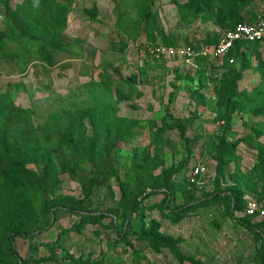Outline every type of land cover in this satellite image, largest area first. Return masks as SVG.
<instances>
[{
	"label": "rangeland",
	"instance_id": "1",
	"mask_svg": "<svg viewBox=\"0 0 264 264\" xmlns=\"http://www.w3.org/2000/svg\"><path fill=\"white\" fill-rule=\"evenodd\" d=\"M47 8L67 12L65 30L48 28ZM261 9L264 0H0V30L14 36L12 47L0 51V253L10 258V211L24 216L36 235L47 221L49 229L55 226L56 234L41 237L52 240L47 244L16 238L26 264L60 256L79 264L89 261L96 238L71 208L104 213L102 226L114 229L134 206L130 227L114 229L125 240L170 218L163 201L168 189L176 194L174 205L212 198L181 220L170 218L177 226L199 217L218 228L242 216L248 200L264 201V48L247 49L229 66L200 57L156 61L142 47L151 41L199 50L236 24L234 14L247 19ZM22 33L35 42L26 40L30 48L18 53ZM233 69L240 76L238 108L228 126ZM20 157L32 184L6 165ZM198 164L207 173L193 177ZM227 228V238L239 236L223 246V260L231 262L248 250L243 244L250 234ZM251 236L253 261L264 264L263 238Z\"/></svg>",
	"mask_w": 264,
	"mask_h": 264
},
{
	"label": "crops",
	"instance_id": "2",
	"mask_svg": "<svg viewBox=\"0 0 264 264\" xmlns=\"http://www.w3.org/2000/svg\"><path fill=\"white\" fill-rule=\"evenodd\" d=\"M155 210L159 213V216H162L158 208ZM245 215V212L242 216L238 214L234 215L231 221L224 224L222 223V225L220 223L218 228L213 227L209 221H207V223L204 222V220L201 221L199 217H197L199 220L196 219V221L192 222L186 221L180 223L178 226L176 223H173L170 218L161 217L157 219L160 221L161 227L159 232L162 236L169 237L172 240L180 239L181 243L175 246V250L168 245H157L154 247L153 244L144 239V237L139 236H135V238L128 236L123 240L122 237L117 235V232L116 234L114 233L115 230L113 228H105L104 226L90 223L87 229L92 231L90 238H93V235L96 238V242L93 246L94 251L92 250L93 253L89 257L88 262L83 260L85 263L80 262L79 264H255L253 257L256 253L251 252V249H249L253 243L251 234H259L260 231L254 224L262 219L253 217L251 223H249L250 227H247L242 219H238L240 217L244 218ZM103 223H106V220H103ZM146 225L148 226L147 221ZM228 225H231L232 229L236 226L237 232L239 233L243 230L250 234L247 236V238H249L248 241H245L243 244V246L246 245L248 250H242L237 253L235 257L233 254L231 262L223 260L226 257L223 253V246L225 244H230L239 236L233 234L232 237L229 236L227 238ZM111 231L116 235L117 240H113L110 234ZM51 232L56 234L55 226L52 229L37 232L38 234H35L32 238L33 245L36 243H40L41 245V243L47 244L51 242L52 240L44 241L41 238L43 235H49ZM78 237L80 239L82 234H79ZM160 238L158 241H160ZM239 242H243V239ZM235 243L236 242H233V244ZM238 245H240V243ZM73 247L74 255L76 257H81L83 248L82 242L76 243V246L74 245ZM253 247L255 248V246ZM40 249L39 252H43V248ZM211 249H219L221 253L216 252L215 255L210 256L209 254H211V252L209 251ZM176 251H179L181 256H178ZM31 253L30 255L36 256ZM61 257L62 256L59 258L61 259ZM59 258L57 257L55 261L46 260V262H42L41 264H66ZM81 259H85V256L80 258V260Z\"/></svg>",
	"mask_w": 264,
	"mask_h": 264
},
{
	"label": "trees",
	"instance_id": "3",
	"mask_svg": "<svg viewBox=\"0 0 264 264\" xmlns=\"http://www.w3.org/2000/svg\"><path fill=\"white\" fill-rule=\"evenodd\" d=\"M48 5H49V3H48ZM48 9L49 8H47L46 11H49ZM60 10L61 9H59V8L57 10L51 9L48 12V15H47L48 20H46V23H47L48 28L51 29L52 32H62L63 30L66 29L67 12L65 11L63 13L62 11L60 12ZM255 12H256V10L255 11H253V10L249 11L247 19L241 18L238 14H234L233 19H234V21L236 20V24H232L233 26H231V28H234L238 23L251 21L255 15ZM220 34L213 41H211L209 44H207V46H212L213 44H215L217 42V39L220 36ZM13 37L14 36H11L9 33H6V32H3L0 30V51L6 50V49L9 50V48L12 47L11 43L14 41ZM21 37H22L21 42L19 43L20 45L18 46V49H17V51H19L18 53L25 52L26 49L30 48L26 44V40L31 45L35 42L34 40H32L33 35H30V34L24 35L22 33ZM47 43L48 42H46V44H42V49H44L46 46L49 45ZM153 43H156V42L147 41L145 44L142 45V47L144 48L147 55L149 54L148 46H150ZM168 46H172V45H168ZM254 48L255 49H258V48L263 49V47L260 45L259 42H242V43L237 44L236 48L231 51L229 56H234L235 60H236L235 63H237V61L239 60L240 57L246 55L247 49H254ZM44 53H46V52L43 51L42 54H44ZM149 56L151 57L150 54H149ZM198 61L203 62V61H205V59L203 57H200L198 59ZM225 63L229 66H234V64H235V63H233V64L230 63L228 58L225 60ZM239 79H240L239 71L236 69H233L232 70V79L229 80L230 82H229V86H228V96L226 99L227 105H226V120L225 121H226L228 126H230L232 123L231 119H233V114H232L233 111L238 108L236 96H237V91H238V87H239V84H238ZM18 112L20 113V116H22L24 113V110L19 109ZM178 129H179L180 135L184 139L185 143L189 144V138L186 135V128L180 124L178 126ZM6 165H8L9 168L11 170H13L14 172L19 173L21 175V177L28 184H32L31 178L28 174V169L25 165V159L24 158H22V157H20V158H8L6 161ZM222 170H223L222 163L219 162L218 163L219 173ZM230 194L235 195V193H233V192ZM211 199H212L211 196H197L196 198H194L191 201H185L181 204L174 205L173 202L176 201V194L171 189H168L167 197L163 201H164V205L166 206L167 210H169V212H170L168 214V216L171 219L175 217V220H181L184 216H186L188 214L195 213L194 211L197 208H199L200 206L206 205L208 202H210ZM51 207L53 209L55 206H51ZM71 209L82 214L81 223L84 225L93 223V224H101V226H102L105 224V223H103V219L106 216V214H104V213H97V212H93V211L91 212V210H89L87 206H78L76 208H71ZM133 209H135L134 206L131 207L130 212L126 215L124 222L122 220H119V218H117V221H116L117 223L113 222L115 224V226L113 225L114 229L117 230V226L118 227L119 226L124 227L125 225H127L128 228L130 227L131 218L129 217V215ZM233 212L234 213L237 212L236 208H234ZM252 218L253 217L249 216V215L244 216L243 219L245 220L247 227H250L249 223H251ZM113 223H111V224H113ZM254 225L257 229H259V231H260L259 234H261V238H263V241H264V220L262 219L259 222L255 223ZM50 227H51L50 221H47L38 230H39V232H42V231L48 230ZM104 227L110 228L109 226H104ZM160 227H161L160 224H157V223L154 224L153 227L152 226L149 227V230H147L146 233L142 234L141 237H144V239H146L150 243H152L154 247H156L157 245H162V246L168 245L172 249L175 250V246L179 243V241L178 240H172L169 237L162 236L159 232ZM7 233H8L7 253L10 255V258H5L0 253V264H26L25 259L21 257V255L18 253L16 246H15L16 238H18V237H33L35 234L31 230H28V228L26 227L25 217L14 212V211H10L8 213V217H7ZM159 238H160V241H158ZM263 246H264V242H263ZM176 254L178 256H181L179 254V251H176ZM182 259H184V258H182Z\"/></svg>",
	"mask_w": 264,
	"mask_h": 264
},
{
	"label": "built area",
	"instance_id": "4",
	"mask_svg": "<svg viewBox=\"0 0 264 264\" xmlns=\"http://www.w3.org/2000/svg\"><path fill=\"white\" fill-rule=\"evenodd\" d=\"M242 42H259L264 48V9L255 12L251 21L238 23L234 28L224 30L212 46H203L198 50L195 46H167L159 42L148 46L151 57L156 61H163L177 57L187 62L194 63L197 57L205 60L217 61L221 65L228 58L230 63H235V57L229 56L237 44ZM207 173V168L198 164L191 168L193 177H202ZM245 214L264 220V201L250 199L247 201Z\"/></svg>",
	"mask_w": 264,
	"mask_h": 264
}]
</instances>
